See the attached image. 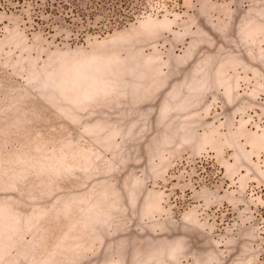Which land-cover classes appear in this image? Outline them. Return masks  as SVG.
<instances>
[{
  "label": "rangeland",
  "instance_id": "obj_1",
  "mask_svg": "<svg viewBox=\"0 0 264 264\" xmlns=\"http://www.w3.org/2000/svg\"><path fill=\"white\" fill-rule=\"evenodd\" d=\"M8 1L0 264H264V0Z\"/></svg>",
  "mask_w": 264,
  "mask_h": 264
},
{
  "label": "trees",
  "instance_id": "obj_2",
  "mask_svg": "<svg viewBox=\"0 0 264 264\" xmlns=\"http://www.w3.org/2000/svg\"><path fill=\"white\" fill-rule=\"evenodd\" d=\"M14 0H9L8 2H12ZM17 1H22V0H17ZM94 2L98 4V2H95V0H92L91 3ZM134 0H101L100 2V7L103 10H106L108 6L115 5L117 6L118 4L124 6L125 10H127L132 4ZM73 3L75 4V8L77 9L78 12H82L83 9L81 8V4H85L84 1L82 0H73ZM88 3V2H87ZM6 4V3H5ZM122 13H117V15H121ZM122 16H128V15H122Z\"/></svg>",
  "mask_w": 264,
  "mask_h": 264
}]
</instances>
